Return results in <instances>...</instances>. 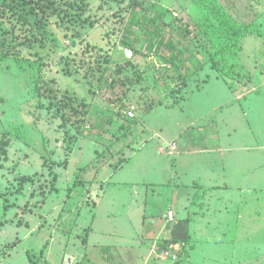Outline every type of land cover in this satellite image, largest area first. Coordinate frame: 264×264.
I'll return each mask as SVG.
<instances>
[{"label":"rangeland","instance_id":"obj_1","mask_svg":"<svg viewBox=\"0 0 264 264\" xmlns=\"http://www.w3.org/2000/svg\"><path fill=\"white\" fill-rule=\"evenodd\" d=\"M249 1L262 16L228 55L235 80L198 59L187 77L163 57L118 46L134 6L167 24L180 15L204 24L194 0H0V264H202L200 250L232 239L187 236L205 250L186 262L174 251L184 239L160 246L142 213L145 203L169 213L185 194L175 185L193 176L176 179L180 157L158 154L163 140L199 147L198 136H232L222 142L240 147L260 134L246 98L262 84L264 0ZM198 34L204 58L218 55L222 40ZM253 145L264 150V138ZM151 181L164 185L146 189Z\"/></svg>","mask_w":264,"mask_h":264},{"label":"crops","instance_id":"obj_2","mask_svg":"<svg viewBox=\"0 0 264 264\" xmlns=\"http://www.w3.org/2000/svg\"><path fill=\"white\" fill-rule=\"evenodd\" d=\"M260 45L264 46L262 40ZM262 69L261 86L252 83L256 88L246 98L249 102L248 116L261 129L258 136L245 137L240 147L222 142L231 140L232 136H226L227 139L225 136H198V140L203 142L199 147H192L189 141L177 136L172 141L163 140L164 144L157 150L158 154L166 155L164 150L169 148L175 151L173 156L180 157L182 174L179 171L176 173L177 180L181 175L188 178L191 173L193 176L186 185H175L177 192L185 191V194L172 199L174 205L169 209L174 212L172 219L168 217V211L162 213L160 208L151 212L147 203L144 204L142 214L145 216L142 219L155 227L148 234L159 236L160 246L162 241L163 246L167 244L166 236L175 239L176 243L184 239L180 242L181 247L178 244L179 248L174 251H181L183 258H187L186 262L193 261L198 248H205L200 243L189 244L187 236H201L232 238L227 242L209 245L211 251L200 250L201 253L197 255L202 264H211L217 260L223 264H264V163H259L264 159V150L252 148L254 141L264 138V66ZM240 100L234 96L235 102ZM249 125L252 126L251 122ZM208 142L213 145L206 147ZM219 142L223 145L220 146ZM253 154L258 155L259 159L260 155L262 160L253 159ZM149 184H145L146 189L151 185L153 188L164 185L159 181H151ZM182 245L185 246L184 250ZM215 251L217 255L212 257L210 254Z\"/></svg>","mask_w":264,"mask_h":264},{"label":"trees","instance_id":"obj_3","mask_svg":"<svg viewBox=\"0 0 264 264\" xmlns=\"http://www.w3.org/2000/svg\"><path fill=\"white\" fill-rule=\"evenodd\" d=\"M194 1L207 17L204 24L194 21L189 16L183 18L181 15L167 24L163 19L165 14L162 16H158L156 13L148 14L145 9L139 11L134 6L118 46L131 51L134 55L163 57L165 63H174L176 67L183 70L185 76H187L188 68L193 70L190 73L191 76L196 74L197 69H193L192 62L194 59H198L202 65L212 63L222 77L238 79L239 72L230 62L228 55L230 52L240 49L241 39L257 28L258 20L262 16L260 11L247 0ZM30 2L35 3L36 0H30ZM188 19L190 21L187 22ZM86 21L90 22L92 26L96 23L90 16ZM195 32L205 33L207 36H209V32H212L215 37L222 40L219 44L216 43L217 47H221L218 55L209 59L204 58L196 41L203 45L206 40L198 33L194 35ZM139 45H142L143 48H139ZM210 46V49L216 48L214 44ZM199 56L203 58L200 59ZM107 70H109V66L105 67L104 73ZM84 114V117L88 115L87 112ZM117 115L124 120L125 125L126 122L129 124L135 122L133 116H130V112L127 114L118 112ZM84 119L82 118L83 121H85ZM120 128H124V126ZM183 247L185 248V246Z\"/></svg>","mask_w":264,"mask_h":264},{"label":"built area","instance_id":"obj_4","mask_svg":"<svg viewBox=\"0 0 264 264\" xmlns=\"http://www.w3.org/2000/svg\"><path fill=\"white\" fill-rule=\"evenodd\" d=\"M130 116H132V114H130ZM173 216H174V212H173V211H170V212L168 213V217L172 219ZM166 256L168 257V256H170V254H166V255L164 256V258H167Z\"/></svg>","mask_w":264,"mask_h":264}]
</instances>
